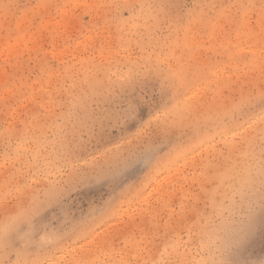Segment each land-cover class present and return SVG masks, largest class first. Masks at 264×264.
<instances>
[{"label":"rangeland","instance_id":"374dc122","mask_svg":"<svg viewBox=\"0 0 264 264\" xmlns=\"http://www.w3.org/2000/svg\"><path fill=\"white\" fill-rule=\"evenodd\" d=\"M0 264H264V0H0Z\"/></svg>","mask_w":264,"mask_h":264}]
</instances>
